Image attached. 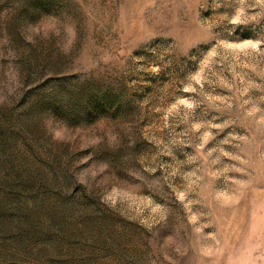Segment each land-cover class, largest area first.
Segmentation results:
<instances>
[{
	"label": "rangeland",
	"instance_id": "rangeland-1",
	"mask_svg": "<svg viewBox=\"0 0 264 264\" xmlns=\"http://www.w3.org/2000/svg\"><path fill=\"white\" fill-rule=\"evenodd\" d=\"M0 264H264V0H0Z\"/></svg>",
	"mask_w": 264,
	"mask_h": 264
}]
</instances>
